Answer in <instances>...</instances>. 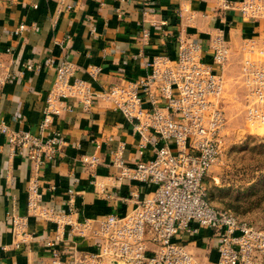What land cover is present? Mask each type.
Wrapping results in <instances>:
<instances>
[{"label":"built area","instance_id":"1","mask_svg":"<svg viewBox=\"0 0 264 264\" xmlns=\"http://www.w3.org/2000/svg\"><path fill=\"white\" fill-rule=\"evenodd\" d=\"M215 1L221 18L233 12L250 20L264 19V0ZM175 14L186 17L188 23L196 17L186 5H179ZM145 22L142 19L139 29L143 46L150 38ZM149 24L159 23L149 20ZM25 27L20 23L12 33L19 34ZM163 32L171 34L174 54L147 56L145 74L129 78L122 71L115 81L100 88L92 86L101 74L100 66L88 65L86 79L68 57L56 63L46 57L44 64L54 67L55 77L45 97L38 132L12 128L0 119V135L12 153L25 157L36 173L27 187L26 214H7L12 245L19 247L28 241L29 216L41 219L51 233L44 241L50 260L39 264H201L187 247L201 229L212 230L216 238V258L207 264H264V210L259 222L246 221L230 209L214 206L204 183L209 168L224 153L229 106L226 67L231 56L225 29H216L207 46L198 35L184 30ZM241 50L236 82L245 95L244 115L250 122L262 123L264 37L245 38ZM97 100L120 112L137 135L136 159L124 157L123 143L111 150L117 169L108 176L111 184L127 179L153 189L142 198L130 191L133 206L123 213L92 217L79 211L73 194L61 208L44 200L37 174L67 144L62 131L52 128L56 118L75 105L90 111ZM80 161L95 176L93 169L100 157L85 153ZM94 184L104 192L103 181L95 178ZM7 248L0 244V251Z\"/></svg>","mask_w":264,"mask_h":264},{"label":"crops","instance_id":"2","mask_svg":"<svg viewBox=\"0 0 264 264\" xmlns=\"http://www.w3.org/2000/svg\"><path fill=\"white\" fill-rule=\"evenodd\" d=\"M179 5L195 11L192 23L176 16ZM142 19L150 30L144 46L139 41ZM149 20L159 24H149ZM20 23L26 25L25 29L13 34ZM219 28L225 29L231 46L226 67L230 84L235 80L230 72L239 68L243 40L264 37L263 18L250 20L233 12L221 18L215 0H0V119L12 128L38 132L45 97L55 77L54 67L44 64L46 57H53L54 63L68 57L79 67L77 73L86 79L89 76L84 69L88 65L100 66L98 80L92 81L94 88H100L115 81L122 71L129 78L145 74L143 61L147 56L174 54L173 38L163 31L196 34L207 46L210 35ZM29 63L40 66L28 68ZM52 128L62 131L67 144L37 177L43 199L56 208L65 207V199L73 194L81 213L100 217L129 210L133 206L130 191L141 198L151 193L152 186L138 181L123 179L111 184L108 176L117 172L111 150L123 143L124 157L136 159L137 135L124 116L105 101L97 100L90 111L75 105L72 111L57 117ZM0 149V244L9 245L6 251H0V264L48 263L50 252L44 241L51 233L41 219L29 216L28 241L19 247L12 245L7 214H26L27 187L36 173L25 157L12 153L3 135ZM85 153L100 157L93 169L95 176L80 161ZM95 178L104 182V192L94 184ZM213 234L212 230L201 229L187 243L201 264L216 258Z\"/></svg>","mask_w":264,"mask_h":264},{"label":"rangeland","instance_id":"3","mask_svg":"<svg viewBox=\"0 0 264 264\" xmlns=\"http://www.w3.org/2000/svg\"><path fill=\"white\" fill-rule=\"evenodd\" d=\"M238 70L230 72L235 80L226 88L229 106L224 153L209 168L204 183L214 206L257 223L264 210V122L246 119L245 95L236 82Z\"/></svg>","mask_w":264,"mask_h":264},{"label":"trees","instance_id":"4","mask_svg":"<svg viewBox=\"0 0 264 264\" xmlns=\"http://www.w3.org/2000/svg\"><path fill=\"white\" fill-rule=\"evenodd\" d=\"M207 191H208V189H207ZM208 196H209V198H210L209 192H208Z\"/></svg>","mask_w":264,"mask_h":264}]
</instances>
